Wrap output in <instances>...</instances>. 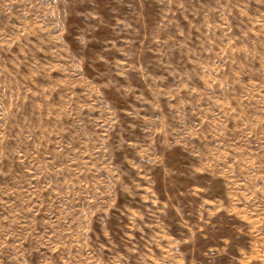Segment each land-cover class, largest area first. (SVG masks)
Returning a JSON list of instances; mask_svg holds the SVG:
<instances>
[{
    "label": "rangeland",
    "instance_id": "rangeland-1",
    "mask_svg": "<svg viewBox=\"0 0 264 264\" xmlns=\"http://www.w3.org/2000/svg\"><path fill=\"white\" fill-rule=\"evenodd\" d=\"M0 264H264V0H0Z\"/></svg>",
    "mask_w": 264,
    "mask_h": 264
}]
</instances>
